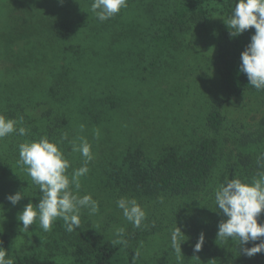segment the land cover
Listing matches in <instances>:
<instances>
[{
  "label": "trees",
  "instance_id": "16d2710c",
  "mask_svg": "<svg viewBox=\"0 0 264 264\" xmlns=\"http://www.w3.org/2000/svg\"><path fill=\"white\" fill-rule=\"evenodd\" d=\"M16 1L0 0V4ZM235 3L236 0H127L126 8L106 20L109 27L94 18L91 27L83 30L80 21L84 14L78 28H71L65 21L56 23L53 27L59 37L66 39L71 32L73 37L78 35L66 39L68 45L62 54L66 62L61 65L50 52L43 54L48 64H38V41L26 38L25 46L12 52L14 59H8L16 65L0 70V114L17 120L23 117L17 128L28 130L26 136L13 133L0 139V212L10 203L7 196L12 189L15 192L21 186L17 180L23 169L18 164L19 144L45 135L51 141H60L67 133L68 139L60 147L70 163L69 175L84 164V157L72 151L70 141L86 137L93 144V154L99 149L97 145L106 147L101 157L103 177L96 183L109 192L107 198L137 197L150 204L149 219H160L158 214H165V204L160 200L170 203L180 197L183 207L174 206L170 218L173 222L188 218L192 226L185 230L186 235L195 232L199 237L203 232L207 238L206 232L218 230L217 225L226 217L215 204L216 187L225 178L252 179L258 171L257 157L264 153V148L254 151L251 147L254 142L264 141V118L255 129H246L244 123L243 129L225 132L223 111L224 104L233 98L264 96V90L255 89L240 71L241 53L255 28L238 36L231 35L228 25L219 30L214 45L217 86L212 97L203 100L202 128L191 127L186 120L179 124L168 107L166 112L157 107L159 103L154 104L142 123L138 97L143 96L146 86L150 89L168 73L178 75L189 63L187 59L197 57L202 61L206 56L196 53L189 39L215 15L230 17ZM0 25L1 42L11 46L14 38L9 36V25H13L4 20ZM75 29L80 31L75 33ZM90 30L96 33L88 35L86 31ZM102 31H110L109 36ZM15 33L24 36L25 30ZM125 89L130 94L126 95ZM154 90L166 91L160 87ZM149 124L154 126L150 132L145 130ZM97 129L98 139L94 136ZM129 131L134 132V137H128ZM149 142H160L162 147H148ZM221 161L226 164L222 174L217 170ZM23 190L25 195V187ZM39 196H28L27 200L38 204ZM197 216L205 219L198 222ZM259 222L264 223V212ZM1 227L0 247L5 248L8 242V248L15 252L8 250L15 264H131L122 257L121 245L114 246L111 240L96 241L94 235L85 232L69 234L56 230L46 235V247L41 250L25 238V250H17L15 237ZM62 241L71 244L72 254L64 249ZM219 242L214 247V241L206 243L200 250L203 255L215 257L212 264H264V252L253 257L243 254L244 247H253L260 241L247 245H238L232 239ZM165 260L161 264H192L188 258Z\"/></svg>",
  "mask_w": 264,
  "mask_h": 264
},
{
  "label": "rangeland",
  "instance_id": "374dc122",
  "mask_svg": "<svg viewBox=\"0 0 264 264\" xmlns=\"http://www.w3.org/2000/svg\"><path fill=\"white\" fill-rule=\"evenodd\" d=\"M15 3L16 4L8 5L2 2L0 4V22L4 20L8 22V25L11 24L15 26L14 28L9 25L12 31L9 33V36L14 38L12 39L11 46L4 45L0 37V70L7 66L16 65L14 60L8 59H14L12 52L22 49L21 47L25 46V41L28 38L38 41L37 46H35L38 49L35 51L40 52L36 59L39 62L38 64H48V62L44 60L43 54L46 55L47 53L49 54V52L53 54L54 57H57L56 61L59 65L64 64L66 59L62 54L67 47L66 45H68V40L76 38L78 35L73 37L71 32V35L69 33L66 37L68 40H66L65 38L59 37L53 25L65 21L71 28H78L79 18L84 14V19L80 21L81 25L84 26V30L85 28H90L91 19L95 20L94 18H96L90 11L92 3L90 0H18ZM21 16L23 18H21ZM228 18L229 17L226 16L215 15L214 19L209 21L206 26L197 28L194 36L189 39L196 48L195 52L202 54V58L206 56L202 61L197 57L196 60L187 59L186 62L189 61V63L178 75L175 76L168 73L164 80L154 83L153 87L150 89L149 86H146L143 96L138 97L140 99V114L143 115L141 119L142 123L147 113L154 109V104L159 103L157 107H163L161 110L162 112L168 107L169 110L167 111L171 115H176L179 124H182L186 120L191 127L202 128L203 122L200 117L203 115V108L205 107V105H203V100L204 98L210 99V97H212V90L214 88L216 89L217 86L215 85L217 82L215 69L216 59H214L217 54L214 46L215 40L219 30L227 25L225 20ZM102 23L107 27L110 26L109 21ZM102 23L100 24L102 25ZM23 25L24 28L22 27ZM20 29L25 30L24 36L15 33ZM80 29H82V27ZM80 29H75L74 32L78 33ZM1 32L2 31H0V34ZM102 32L104 35L109 36L108 33L110 31ZM86 33L91 35L96 32H91L90 30L86 31ZM106 41L105 39V42ZM27 47L29 48L28 44ZM6 48H8L6 51H1ZM5 56L8 58L5 59ZM156 87L163 88L166 91L157 92V90H154ZM124 91L127 93L126 95L130 94L126 89ZM141 105H144V107H141ZM223 111L227 121V129L225 132H231L234 128L239 127V129H243L244 123L247 124L246 129H255L258 127V123L264 118V96L260 94H249L233 98L224 104ZM149 127H152V129H148ZM145 130L148 132L154 130L153 124L146 125ZM128 137H134V132L129 131ZM155 144L161 149L162 146L160 142H149L147 146L150 147ZM251 147L254 151L264 148V141L254 142ZM96 148L99 149L96 150V154H93L94 158L88 164L89 172L86 176L81 178V189L79 190V194L81 196L91 194L92 197L99 202V211L92 214L89 209H82L81 226L71 233L66 231L62 220H57L52 230L49 232H43V230L38 229L35 223L29 226L28 232L20 230L22 222L18 221L17 216L18 213L23 210L24 206L30 203L27 197L38 196L42 193L39 191L38 187L31 182V178L23 169L18 172L17 180L21 186H18L15 192L11 187L12 194L18 191L24 192L23 189L25 187V197H23L17 205L9 203L6 205L5 209L0 212V227H6V232L12 237H15L18 247L17 250H25V238H30L27 242L29 244L34 242L33 244L36 245L35 247H39L41 250L42 247H46V235L56 232V230H61V233L66 232L69 234L85 232L94 235L96 241H112L116 238V229L123 227L125 228L124 239L127 241V244L121 245V251L122 257L127 263L130 261V263L133 264L134 258L137 257L135 264H161L162 261H166L165 259L169 257L173 259L188 258L189 263L192 264H212L215 257L207 256L206 254L203 255L201 251H194V246L199 238L197 237L198 235L195 234V232L192 236L185 234V230L192 226L188 218L176 220L174 222L170 218L172 217L170 211L174 206L183 207L182 203H184V201L180 197L170 203L163 199L160 200V203L165 204V214H163V212L158 214L160 219L155 217L154 219L152 217L149 219L151 213L150 204L140 202V199L136 197L138 203H140L142 208L146 211V220L139 229L134 228L132 224L125 221L122 216V211L118 209L116 204L119 197L107 198L106 194L109 192L97 187V179L99 181V178L103 177L100 171L102 170V162L104 160H101V157L106 152L103 149L106 147L97 145ZM225 166L226 164L223 161L219 163L217 170H220V174L223 173ZM160 203L158 206L162 211L163 205L161 206ZM196 218L197 221L205 219L202 216H197ZM176 226L180 227L185 235L183 236L184 242H182L181 245L182 252L179 254L171 247V231ZM154 229H156V231H154ZM210 231V234L209 231L206 232L207 238L205 237L206 241L204 244L214 241V244H212L213 247L215 244L219 245L220 239L218 240L217 237L218 230L212 229ZM142 236L145 240H142ZM7 243L4 245L6 249L3 248L15 253L14 250L8 248L10 245ZM62 245L65 247L64 249L72 254L71 244L68 241H62ZM21 246L24 248H21Z\"/></svg>",
  "mask_w": 264,
  "mask_h": 264
},
{
  "label": "clouds",
  "instance_id": "9594fccd",
  "mask_svg": "<svg viewBox=\"0 0 264 264\" xmlns=\"http://www.w3.org/2000/svg\"><path fill=\"white\" fill-rule=\"evenodd\" d=\"M127 7V0H92L90 11L103 22ZM231 30V35L238 36L250 28H255L250 43L241 53L240 71L247 75L250 84L258 91L264 90V0H236L231 16L225 20ZM23 123V117L8 118L0 114V139L17 133L26 136L28 130L18 124ZM81 131L84 125L80 126ZM95 138H99V130L94 131ZM68 139L64 133L60 141H51L49 137L26 140L19 144L18 164L31 178L42 195L39 203H28L18 213L17 219L22 222L21 231L28 232L29 226L35 223L43 232L52 230L57 220H62L67 232L71 233L81 226V211L89 209L92 214L99 211V202L91 194L80 195L81 178L89 172L88 164L93 160L92 145L86 137L80 136L70 141L73 152L84 157L83 166L72 171L67 170L70 163L60 144ZM258 171L252 179L225 178L214 192V200L218 210L226 217L218 225L219 239H232L238 245L260 241L253 247H244L243 254L253 257L264 252V223L259 217L264 212V153L257 157ZM24 192H16L7 196L12 205H17L24 197ZM118 209L122 211L125 221L134 228H141L146 220V211L134 197H121L116 201ZM125 228L115 231L113 245H126L124 239ZM184 233L176 226L171 231V247L176 253H181ZM205 242L202 232L194 246L199 252ZM134 258L133 264H135ZM0 264H15V258L8 251L0 247Z\"/></svg>",
  "mask_w": 264,
  "mask_h": 264
}]
</instances>
